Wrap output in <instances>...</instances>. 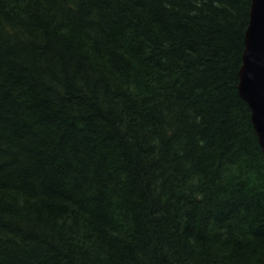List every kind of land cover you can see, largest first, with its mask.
I'll use <instances>...</instances> for the list:
<instances>
[{"label": "trees", "instance_id": "1", "mask_svg": "<svg viewBox=\"0 0 264 264\" xmlns=\"http://www.w3.org/2000/svg\"><path fill=\"white\" fill-rule=\"evenodd\" d=\"M252 2L0 0V264H264Z\"/></svg>", "mask_w": 264, "mask_h": 264}, {"label": "water", "instance_id": "2", "mask_svg": "<svg viewBox=\"0 0 264 264\" xmlns=\"http://www.w3.org/2000/svg\"><path fill=\"white\" fill-rule=\"evenodd\" d=\"M239 91L252 109V118L264 152V0H253L245 35Z\"/></svg>", "mask_w": 264, "mask_h": 264}]
</instances>
